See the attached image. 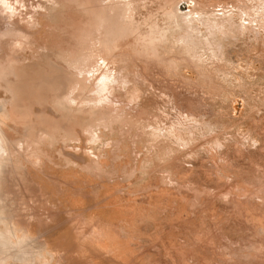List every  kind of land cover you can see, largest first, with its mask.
<instances>
[{
    "label": "rangeland",
    "instance_id": "374dc122",
    "mask_svg": "<svg viewBox=\"0 0 264 264\" xmlns=\"http://www.w3.org/2000/svg\"><path fill=\"white\" fill-rule=\"evenodd\" d=\"M0 103V264H264V0H0Z\"/></svg>",
    "mask_w": 264,
    "mask_h": 264
},
{
    "label": "bare ground",
    "instance_id": "6f19581e",
    "mask_svg": "<svg viewBox=\"0 0 264 264\" xmlns=\"http://www.w3.org/2000/svg\"><path fill=\"white\" fill-rule=\"evenodd\" d=\"M113 10V9H112ZM123 10H124V8H123ZM261 10V9H260ZM182 13V10H181V12H180V14ZM179 14V13H178ZM179 14V15H180ZM183 14H185L184 12H183ZM182 14V15H183ZM191 14V13H190ZM190 14H188V15H190ZM197 14V13H196ZM186 15L187 14H185V17H186ZM187 15V16H188ZM192 15V14H191ZM191 15L189 16V17H191ZM195 14H193V16H194ZM243 15V14H242ZM100 16V15H99ZM120 16V15H119ZM192 16V17H193ZM195 16H199V15H195ZM244 17V16H243ZM196 18V17H195ZM183 19H187V17L186 18H183ZM192 19V18H191ZM194 19V18H193ZM100 20V19H99ZM115 20V19H114ZM195 20V19H194ZM200 21V20H199ZM102 22V21H101ZM185 22V21H184ZM189 22H190V19H189ZM194 22V21H193ZM195 23V22H194ZM186 24V23H185ZM187 24H189V25H191L190 23H188V20H187ZM193 24V23H192ZM222 26V25H221ZM181 27V26H180ZM190 27V26H189ZM192 27V26H191ZM213 27V26H212ZM211 27V28H212ZM216 28H218V26L216 27ZM215 29V28H214ZM190 31V30H189ZM190 33V32H189ZM197 34V33H196ZM190 36V35H189ZM186 37V36H185ZM183 38H184V36H183ZM196 38V37H195ZM187 40H186V42L188 41V38H186ZM183 42H185V41H183ZM190 42V41H189ZM199 43V42H198ZM184 45H190V43L189 44H185L184 43ZM196 45H198V44H196ZM184 47V46H183ZM74 62H73V60H71V64H73ZM99 63V62H98ZM68 65V64H67ZM16 69V68H15ZM88 69V68H87ZM107 70V69H106ZM16 71V70H15ZM97 71V70H96ZM95 71V72H96ZM99 74V73H98ZM95 75V74H94ZM100 75V74H99ZM115 75V74H114ZM119 75H121V74H119ZM86 76V75H85ZM91 76V75H90ZM116 76V75H115ZM114 76V77H115ZM109 77L110 76H108V79H109ZM114 80H115V78H113ZM112 80V79H111ZM114 80H112V81H114ZM107 81V80H106ZM116 81H118V80H116ZM108 82V81H107ZM112 83V82H111ZM116 83V82H115ZM124 83H125V85H127V84H129V82L127 81V80H125L124 81ZM94 84V83H93ZM109 86V85H108ZM117 86H119V85H117ZM129 86V88H131V87H133V86H131V85H128ZM131 86V87H130ZM103 87V86H102ZM110 87V86H109ZM135 87V86H134ZM74 89V88H73ZM95 89V88H94ZM113 89H114V87H113ZM97 90H99V89H97ZM112 90V89H111ZM113 91V90H112ZM135 91H137L136 89H135ZM74 92H76V91H74L73 90V93ZM92 92H93V90H92ZM111 92V91H110ZM134 92V91H133ZM112 93V92H111ZM103 94V93H102ZM112 95V94H111ZM141 95V94H140ZM109 96V95H108ZM107 97V96H106ZM138 97V96H137ZM108 98V97H107ZM67 100H70V101H72V102H76V98H74L73 96H68L67 97ZM112 101V100H111ZM89 102V101H88ZM1 104V103H0ZM91 104V103H90ZM112 106V105H111ZM0 107L1 108H3L1 105H0ZM6 110V109H5ZM88 111V110H87ZM4 113V112H3ZM6 113H8V112H6ZM5 114V113H4ZM4 114H2V112H0V191H2V187L4 186L3 184H4V179H5V175H6V171H7V169H5L8 165H10V164H7V160L8 159H6V158H8V149H9V144H10V141H9V139H8V137H7V131H6V127H7V125H6V122L1 118V116H5L6 118L8 117L7 116V114L6 115H4ZM96 142H97V139H96ZM11 154V153H10ZM15 154V153H14ZM12 155H13V152H12ZM13 158V157H12ZM12 160V159H11ZM13 163V162H12ZM7 165V166H6ZM13 166V165H12ZM15 166V165H14ZM14 166L13 167H9V168H14ZM99 166V165H98ZM92 169V168H91ZM6 170V171H5ZM99 171V170H98ZM10 173V172H9ZM7 174H8V171H7ZM12 174V173H11ZM8 181V180H7ZM6 192V191H5ZM4 194V193H3ZM3 194H2V192H1V195H2V197H4L3 196ZM2 201V200H1ZM8 228H6V230H5V232H6V234H3L2 232H0V243H3V244H5V246L6 247H8L9 248V236H10V234H11V232H12V230L13 229H16V227H17V225L16 224H11L10 226H7ZM23 227H24V231L26 232L27 231V226H25V225H23ZM44 245H46L45 243H44Z\"/></svg>",
    "mask_w": 264,
    "mask_h": 264
},
{
    "label": "crops",
    "instance_id": "0c3cea01",
    "mask_svg": "<svg viewBox=\"0 0 264 264\" xmlns=\"http://www.w3.org/2000/svg\"><path fill=\"white\" fill-rule=\"evenodd\" d=\"M107 142L110 143V145L112 143L110 141H107ZM133 151H134L133 156L135 157V160H134V166H135L136 162L139 161L141 156L137 153V151H138L137 145L133 144ZM130 187H131V185H130ZM132 187H133V185H132ZM134 189H137V188H134ZM131 209L133 211V208H131ZM103 211L107 212L109 214L111 209L109 207L102 206V212ZM112 212L110 213V216H111V214L114 215L116 213L115 210H112ZM131 214H133V212ZM110 216L107 217L106 219L102 220V224H118L119 226H122L124 229V233L120 236H117L115 238V241H114L115 246L118 247V249L120 248V250H121L117 253V256H125V257H130V258L137 256V254H138L137 253V247H138L137 245L139 242L138 241L139 237H138V231H137L138 227L136 226V224L132 220L133 216L131 215V219H130L129 223L124 222L123 220L114 221L110 218Z\"/></svg>",
    "mask_w": 264,
    "mask_h": 264
}]
</instances>
